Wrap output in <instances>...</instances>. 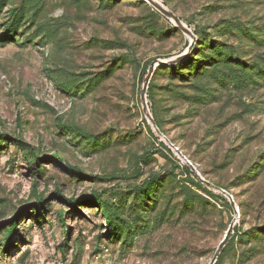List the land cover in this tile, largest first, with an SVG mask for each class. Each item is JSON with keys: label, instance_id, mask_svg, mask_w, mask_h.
Returning a JSON list of instances; mask_svg holds the SVG:
<instances>
[{"label": "rangeland", "instance_id": "rangeland-1", "mask_svg": "<svg viewBox=\"0 0 264 264\" xmlns=\"http://www.w3.org/2000/svg\"><path fill=\"white\" fill-rule=\"evenodd\" d=\"M158 1L0 0V264H264V0Z\"/></svg>", "mask_w": 264, "mask_h": 264}, {"label": "water", "instance_id": "water-1", "mask_svg": "<svg viewBox=\"0 0 264 264\" xmlns=\"http://www.w3.org/2000/svg\"><path fill=\"white\" fill-rule=\"evenodd\" d=\"M151 5H153L156 9H158L159 11H161L163 14L169 16V17H173L178 23H181L180 18L172 11H170L169 9H167L162 3H160L158 0H147ZM182 28L186 31H188V28L185 27L184 25H182ZM168 63L165 60H156L154 62L151 63L148 72L145 76V80H144V84H143V89H142V101H143V107L145 110V113L148 117V119L150 120V122L152 123L154 129L162 136L164 137L173 147L174 149L177 151V153L183 157L186 161V163L191 167L192 171L197 175V177L207 186L212 187L214 189H218L220 191H222L226 197L228 198L229 202L231 203L232 207L234 209H238V205L236 203V200L234 198V195L232 193H230L228 190H226L225 188H222L214 183H212L210 180L206 179L201 172L198 170L197 166L183 153V151L176 146L161 130L160 128L157 126V123L155 121V118L153 117L152 113L150 112L149 106H148V101H147V90L149 87V83L150 80L152 78V75L154 74V71L156 69V67L160 64H165ZM233 227H234V223H231L230 227L228 228V230L226 231L224 238L222 239V241L219 244V247L216 251V253L213 255L211 261L209 262V264H216L218 257L221 253V251L223 250V248L226 246V244L228 243L231 234L233 232Z\"/></svg>", "mask_w": 264, "mask_h": 264}, {"label": "trees", "instance_id": "trees-1", "mask_svg": "<svg viewBox=\"0 0 264 264\" xmlns=\"http://www.w3.org/2000/svg\"><path fill=\"white\" fill-rule=\"evenodd\" d=\"M186 168H187V170H189L190 171V169L186 166ZM150 184L152 185L153 183H150V182H147V185H149V187H148V189L150 188ZM196 184L198 185V186H200V187H203V185H202V183L201 182H199V181H197L196 182ZM204 188V187H203ZM205 190H208L207 188H205ZM209 192H210V190H208ZM211 193V192H210ZM97 196V199H94V200H92V201H90V203L91 204H100V205H102V211L104 212V213H106L107 214V216H108V221L110 222V224L111 225H114V224H116L117 223V221H121V218H120V216H119V214H120V212H121V210H119L118 208H120V209H124L123 207H124V204H123V202L121 201V199H120V201H119V203H114V201H107V200H104V199H101L100 197H99V195H96ZM221 196V198L225 201V203L228 205V206H230V203H229V201L226 199V197H224L223 195H220ZM43 205H42V202H39L38 204H37V208L38 207H42ZM14 225V224H13ZM217 261H219V260H217ZM217 263V262H216Z\"/></svg>", "mask_w": 264, "mask_h": 264}]
</instances>
